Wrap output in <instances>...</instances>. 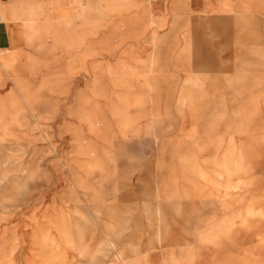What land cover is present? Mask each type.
<instances>
[{"label": "rangeland", "instance_id": "rangeland-1", "mask_svg": "<svg viewBox=\"0 0 264 264\" xmlns=\"http://www.w3.org/2000/svg\"><path fill=\"white\" fill-rule=\"evenodd\" d=\"M167 3L0 4V264H264V0Z\"/></svg>", "mask_w": 264, "mask_h": 264}, {"label": "crops", "instance_id": "crops-1", "mask_svg": "<svg viewBox=\"0 0 264 264\" xmlns=\"http://www.w3.org/2000/svg\"><path fill=\"white\" fill-rule=\"evenodd\" d=\"M91 0H0L9 20L36 22L38 18L49 19L51 10H59L61 13L74 14V7L89 5ZM165 13L173 0H167ZM219 1V0H215ZM224 1V0H220ZM143 0H140V3ZM203 6H207L204 4ZM57 10V11H58ZM70 16V15H69ZM34 27V26H32ZM13 45V38L7 21L0 19V51H7Z\"/></svg>", "mask_w": 264, "mask_h": 264}]
</instances>
